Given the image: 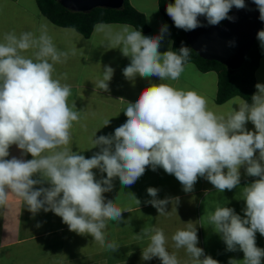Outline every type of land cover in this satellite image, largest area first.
I'll return each instance as SVG.
<instances>
[{"label": "crops", "instance_id": "1", "mask_svg": "<svg viewBox=\"0 0 264 264\" xmlns=\"http://www.w3.org/2000/svg\"><path fill=\"white\" fill-rule=\"evenodd\" d=\"M128 3L147 32L84 38L0 0V264H264V56L254 104H217Z\"/></svg>", "mask_w": 264, "mask_h": 264}, {"label": "trees", "instance_id": "2", "mask_svg": "<svg viewBox=\"0 0 264 264\" xmlns=\"http://www.w3.org/2000/svg\"><path fill=\"white\" fill-rule=\"evenodd\" d=\"M214 16L221 24L232 7V0H205ZM38 11L51 24L72 29L84 38H88L98 24L128 25L138 32H147L144 16L133 9L128 0H124L120 10L93 9L88 13H74L62 8L55 0H35ZM158 10L169 29L172 40L170 55L171 70L184 64H193L198 71L215 72L217 74V92L215 102L221 104L232 97L241 98L247 106L254 104L255 71L260 59L264 56V27L255 40L241 67L236 71H228L221 64L199 58L186 43L183 30L174 11L166 0H158Z\"/></svg>", "mask_w": 264, "mask_h": 264}, {"label": "water", "instance_id": "3", "mask_svg": "<svg viewBox=\"0 0 264 264\" xmlns=\"http://www.w3.org/2000/svg\"><path fill=\"white\" fill-rule=\"evenodd\" d=\"M74 13L93 9L120 10L124 0H55ZM181 26L189 48L201 59L228 71L243 64L264 27V0H232L227 19L218 22L205 0H166Z\"/></svg>", "mask_w": 264, "mask_h": 264}, {"label": "rangeland", "instance_id": "4", "mask_svg": "<svg viewBox=\"0 0 264 264\" xmlns=\"http://www.w3.org/2000/svg\"><path fill=\"white\" fill-rule=\"evenodd\" d=\"M141 1H142V0H133V5L135 6V8H139V5L141 6ZM146 14H149L148 11H146ZM152 23H154V22H152ZM165 26H167V25H165ZM167 27H168V26H167ZM158 31H159V30H158ZM158 31H157V32H158ZM262 65H264V64H262ZM79 164H80V159L78 160V162H77V164L75 165V167L78 166L79 169H81V167H85V163L81 162V165H80V166H79ZM86 166H87V165H86ZM88 170L92 173V165H90V167H89Z\"/></svg>", "mask_w": 264, "mask_h": 264}]
</instances>
